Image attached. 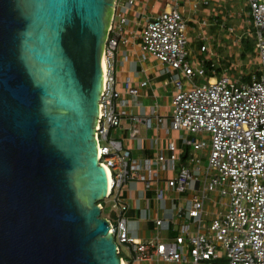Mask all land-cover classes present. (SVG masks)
<instances>
[{
	"label": "built area",
	"instance_id": "built-area-1",
	"mask_svg": "<svg viewBox=\"0 0 264 264\" xmlns=\"http://www.w3.org/2000/svg\"><path fill=\"white\" fill-rule=\"evenodd\" d=\"M162 1L171 5V0ZM174 1L169 8L147 14L135 7L138 0H114L95 133L99 163L106 166L111 179L105 202L116 213L113 219L105 218L124 264L129 261L123 257L122 246L132 261L157 257L176 264H264V0H247L249 11L239 10L254 26L259 64L248 80L243 73L235 79L215 70L208 77L204 66L188 60V18L180 10L182 0ZM209 3L194 0L192 8ZM207 24L201 21V25ZM219 27L233 43L241 42L243 34L236 35L234 26L219 23ZM137 39L143 58H155L164 66L163 72L171 74L174 91L169 123L155 110L153 118L129 113L128 99L118 88L117 54L121 46ZM206 50L203 45L201 51ZM203 78L205 82H199ZM147 84L127 83L126 91L138 96ZM125 117L135 125L130 138L137 139L136 123L153 128L154 119L156 129L181 133V147L172 139L154 157H133L131 149L111 135ZM131 180L148 189L165 182L166 189L157 188L159 201L166 198L167 190L175 194L172 215L157 218V233L146 241L131 236L125 216L128 204L120 192ZM100 206L103 210L104 205ZM166 229L174 230L175 235L162 236Z\"/></svg>",
	"mask_w": 264,
	"mask_h": 264
},
{
	"label": "water",
	"instance_id": "water-1",
	"mask_svg": "<svg viewBox=\"0 0 264 264\" xmlns=\"http://www.w3.org/2000/svg\"><path fill=\"white\" fill-rule=\"evenodd\" d=\"M113 6L0 0V264H122L95 137Z\"/></svg>",
	"mask_w": 264,
	"mask_h": 264
},
{
	"label": "crops",
	"instance_id": "crops-1",
	"mask_svg": "<svg viewBox=\"0 0 264 264\" xmlns=\"http://www.w3.org/2000/svg\"><path fill=\"white\" fill-rule=\"evenodd\" d=\"M193 1L194 0H182L180 4V10H182L187 16L188 23L193 22L190 18V12L195 13L200 8L201 10L205 8L203 6L198 9L192 8ZM218 2H220V0H218ZM170 6L171 5H167V3L162 0H138V6L135 7L149 14L151 12H160ZM214 6L216 8L211 17H209V19H215L214 22L210 20L211 30L206 32V29L203 28L206 25H201L202 20L208 21L206 18H200L197 23L188 24L189 34L194 33L195 35H200V39L197 43V50H199V54H193V57H195V59L197 58L196 62H191L189 59L190 50H188V60L195 66H204V61H214L212 59V54L209 53L210 48L214 49V46H209L204 41V45H207V50L205 52L200 51V41L202 39H208V34L215 35L216 32L214 30L217 28V26H215V23L218 22L217 17L223 14V10L225 8H218L217 6H219V4H217V2L214 3ZM140 50L141 49L137 42L120 47L117 54L116 64L118 88L122 91L123 97L128 99L127 110L129 113L136 116L153 118L152 112L155 110L158 115L166 117L167 122L169 123L171 112H166V108L171 107L174 91V84L170 81L171 74L164 73V66L155 58L148 55L143 58V52ZM142 81H148V84L141 89L138 96H132L127 93V83H130L132 86H138ZM154 121L155 120L153 119V128H148L144 122L136 123V127L139 132L137 134V139H132L130 138V133L135 125H133L134 123L129 119V117H125L122 121L121 127L116 131H112L111 135L112 137L122 140L124 146L131 149L133 157L139 159L144 157H154L157 150H165L168 141L172 139H174L178 146L181 147V141L179 140V135L181 134L180 132L171 131L167 134L164 130L165 128L156 129ZM184 150H187L185 146ZM157 188L166 189L165 182L162 181L158 185H154L152 188L148 189L142 182L138 180H131L124 184L121 189V198L124 203L128 204L125 216L129 222L130 234L137 240L146 241L152 238L156 235L158 230L155 220L157 218H168L173 213V196H175V194H172L171 191L167 190L166 198L159 201L156 197ZM112 216L115 218L116 213H113ZM175 233L176 232L174 230L166 229L163 230L162 236H173ZM126 252L127 254H123V257L129 261V264H176L165 262L157 257L149 261H132L129 252Z\"/></svg>",
	"mask_w": 264,
	"mask_h": 264
},
{
	"label": "rangeland",
	"instance_id": "rangeland-1",
	"mask_svg": "<svg viewBox=\"0 0 264 264\" xmlns=\"http://www.w3.org/2000/svg\"><path fill=\"white\" fill-rule=\"evenodd\" d=\"M188 1V0H186ZM171 5H175V1L171 0ZM220 7H228L230 10L229 15L233 16V22H232V26H234L235 30H237L238 28H240V32L238 35H242V40L246 42H249L252 46L253 49H251L252 51V57L250 55H248V59H246V61H242L240 58V52H241V44L238 43H233L231 40V37L227 34L226 30L220 29L219 26H217V28H215V35H210L208 34V39H203L206 44H208L209 46H214L215 48L212 49L210 48L209 53L212 54V59L214 60V62H217L219 65V60L220 59H224V58H228V59H232L233 58V67L235 70L231 71V72H227L228 74L234 76L235 79L238 78V76L243 72L245 74H249L251 72H253L258 66V57H257V51H256V47H255V37L253 35V31L254 29H252L251 23H249V20L246 19L244 20V18H242L241 14L242 12H240V8H244L246 9L247 7V0H220ZM229 5V6H228ZM202 7V6H201ZM205 7V6H203ZM215 6H214V1L211 5H207L203 10H201V8L199 10H197L195 13L190 12L191 14V23H197V21L200 18H206L208 19V24L206 26H204L203 28L206 29V32L208 30H211V23L209 22V17H211L213 11L215 10ZM204 13V14H203ZM201 14H203L202 16H200ZM200 16V17H199ZM190 22L188 23L189 25L191 24ZM254 27V26H253ZM214 29V28H213ZM237 33V32H236ZM200 35H195L194 33L189 34L188 38H189V44L187 46L188 50H190V54H189V59L191 60V62H196L197 58L195 59V57H193V54H199V50H197V43L199 41ZM196 41V42H195ZM135 42H137L138 44L141 42L140 39H137ZM142 52V50H140ZM232 57V58H231ZM233 69V68H231ZM199 82H205V79H200ZM169 102V101H168ZM167 102V104H168ZM166 112H171V107H167L166 108ZM205 141L207 143H209V135H206L205 137ZM207 156H205V160H207ZM103 205H104V209L102 210V215L103 217H109L111 219H113L114 216L112 213V205L110 202H105V199L102 200ZM218 208V205L214 204L213 210H216ZM123 254H127V250L124 246L121 247ZM124 256V255H123Z\"/></svg>",
	"mask_w": 264,
	"mask_h": 264
},
{
	"label": "trees",
	"instance_id": "trees-1",
	"mask_svg": "<svg viewBox=\"0 0 264 264\" xmlns=\"http://www.w3.org/2000/svg\"><path fill=\"white\" fill-rule=\"evenodd\" d=\"M213 1H214V3L215 2H217V4H220V2H218V0H211V2L208 4V5H211L212 3H213ZM207 5H205V7H206ZM229 6V5H228ZM218 8L220 7V5L219 6H217ZM230 9L227 7L226 8V6H225V8H224V10H223V14H221V15H219L217 18V20H218V22L217 23H215V26H219V23H225V25H227V26H231L232 25V22H233V16H230L229 15V11ZM245 11H249V6L247 5V7H246V9H245ZM241 16H242V18H244V20H246V19H248L247 18V15L245 14V12L244 13H242L241 14ZM210 20H212V22H214V20L215 19H213V18H211ZM209 20V21H210ZM210 23H211V21H210ZM252 29H254V27H253V25H252V23H251V26H250ZM237 32V33H236ZM239 32H240V28H238L237 30H235V33H236V35H238L239 34ZM240 44H241V52H240V58H241V60L242 61H246V59H248L249 57H248V55H252V51H251V49H253V46L249 43V42H246L245 43V41L244 40H241V42H240ZM204 45V40L202 39L201 41H200V51H201V47ZM201 52H205V51H201ZM252 57V56H251ZM232 58V57H231ZM220 62H219V65H218V63L217 62H214V61H212V60H208V61H204V66H205V68H206V71H207V76L208 77H210V76H213V73H212V71L213 70H215L219 75H221L222 73H225L226 71L227 72H231V71H233V70H235L234 69V67H233V58L232 59H226V58H224V59H220L219 60ZM231 68H233V69H231ZM252 73V72H251ZM251 73H249V74H245V73H243L244 75H243V78L245 79V80H248L249 79V76H250V74ZM103 202L104 201H100L99 203L100 204H103ZM103 216V215H102Z\"/></svg>",
	"mask_w": 264,
	"mask_h": 264
},
{
	"label": "bare ground",
	"instance_id": "bare-ground-1",
	"mask_svg": "<svg viewBox=\"0 0 264 264\" xmlns=\"http://www.w3.org/2000/svg\"><path fill=\"white\" fill-rule=\"evenodd\" d=\"M108 175H109V172H108ZM109 181H110V184H109V190L111 188V179H110V175H109ZM109 192V191H108ZM122 264H124L122 261H121Z\"/></svg>",
	"mask_w": 264,
	"mask_h": 264
}]
</instances>
